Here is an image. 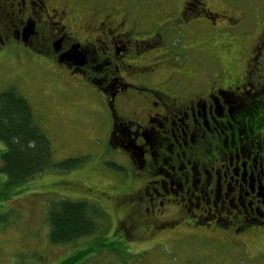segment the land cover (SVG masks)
Here are the masks:
<instances>
[{"label":"flooded vegetation","instance_id":"flooded-vegetation-1","mask_svg":"<svg viewBox=\"0 0 264 264\" xmlns=\"http://www.w3.org/2000/svg\"><path fill=\"white\" fill-rule=\"evenodd\" d=\"M145 1L0 0V52L47 56L103 100L107 146L133 168L116 196L130 205L118 229L131 231L139 215L159 231H256L264 225V13L233 65L201 46L217 74L196 86L174 74L170 18L206 20L214 34L234 21L204 0L174 10Z\"/></svg>","mask_w":264,"mask_h":264},{"label":"rangeland","instance_id":"rangeland-1","mask_svg":"<svg viewBox=\"0 0 264 264\" xmlns=\"http://www.w3.org/2000/svg\"><path fill=\"white\" fill-rule=\"evenodd\" d=\"M152 1L144 4L174 10L183 2ZM204 2L234 23L227 21V29L214 34L206 20L190 18L182 24L170 18L174 74L187 85L200 86L217 74L201 46L214 49L220 65H233L258 34L264 13V0ZM75 78L47 56L19 49L0 52V94L12 89L26 100L33 124L48 141L52 166L10 187L0 173V264H264V225L246 234L221 225L159 231L138 215L131 231L118 229L115 225L130 205L119 204L116 196L133 168L107 146L110 120L103 100ZM3 151L0 143V155ZM68 161H73L71 168L55 166ZM59 200L98 206L109 217V226L103 224L106 233L68 245L50 244L47 211ZM86 249L90 255L84 258Z\"/></svg>","mask_w":264,"mask_h":264},{"label":"trees","instance_id":"trees-1","mask_svg":"<svg viewBox=\"0 0 264 264\" xmlns=\"http://www.w3.org/2000/svg\"><path fill=\"white\" fill-rule=\"evenodd\" d=\"M0 143L5 151L0 155V173L6 186L27 182L42 174L50 166L47 139L33 124L29 106L10 89L0 94ZM73 161L55 165L57 169L71 168ZM48 241L53 246L106 233L109 217L98 206L86 202L59 200L47 211ZM90 253L83 251L84 258Z\"/></svg>","mask_w":264,"mask_h":264},{"label":"water","instance_id":"water-1","mask_svg":"<svg viewBox=\"0 0 264 264\" xmlns=\"http://www.w3.org/2000/svg\"><path fill=\"white\" fill-rule=\"evenodd\" d=\"M29 29H27L26 31H28Z\"/></svg>","mask_w":264,"mask_h":264}]
</instances>
